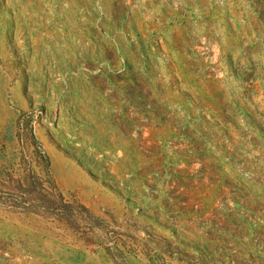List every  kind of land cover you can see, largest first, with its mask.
Segmentation results:
<instances>
[{"label": "rangeland", "instance_id": "rangeland-1", "mask_svg": "<svg viewBox=\"0 0 264 264\" xmlns=\"http://www.w3.org/2000/svg\"><path fill=\"white\" fill-rule=\"evenodd\" d=\"M0 264H264V0H0Z\"/></svg>", "mask_w": 264, "mask_h": 264}, {"label": "trees", "instance_id": "trees-1", "mask_svg": "<svg viewBox=\"0 0 264 264\" xmlns=\"http://www.w3.org/2000/svg\"><path fill=\"white\" fill-rule=\"evenodd\" d=\"M32 143L35 145V151L37 152V154L42 157V159H44V161L46 162V167H47V172L49 174V166H50V158L48 156V154L42 149V147L40 146L39 142L37 141V139L35 138V136L32 134ZM62 197V199H64L63 195H60ZM82 209L87 211V208L85 206H81ZM64 209H72V205L69 203H65L64 205Z\"/></svg>", "mask_w": 264, "mask_h": 264}]
</instances>
